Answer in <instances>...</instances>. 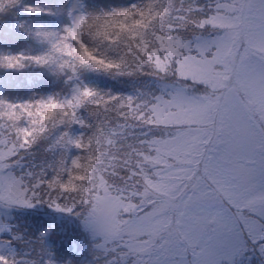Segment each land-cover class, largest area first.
<instances>
[{"label":"rangeland","instance_id":"374dc122","mask_svg":"<svg viewBox=\"0 0 264 264\" xmlns=\"http://www.w3.org/2000/svg\"><path fill=\"white\" fill-rule=\"evenodd\" d=\"M2 3H8L13 9L12 19L8 18L7 20L17 35L27 38L30 32H36L37 29L54 30L53 20H56L57 17H53L52 11L45 8L44 3L40 4L34 0H0V5ZM23 3H29L42 11L27 12ZM241 4L244 6L242 11L240 10ZM70 11L72 15L80 14L72 12V5H70ZM0 14H2L1 9ZM241 17H243V23ZM14 19H18L19 23H13ZM130 22L132 21L129 20ZM208 23L226 29L220 35L205 38V41H202V46L212 43L217 37L231 38L240 33V55L237 56L236 63L237 67L241 69V73L239 77H233L232 82L241 88L243 97L249 101L248 109L253 115L248 116L238 99L234 91L238 88L229 90V95L238 105L232 106L230 110L228 122L231 127V135L228 149L223 157L228 159L232 155L231 152L234 153L232 167L234 175L229 177L226 175V170L223 171L225 174L223 175L215 168L212 173H209L207 181L211 187L202 189L201 199L198 203H191L186 207L183 202H178V209L169 208L167 211H161L160 204L157 203L152 212L160 213L159 217H154L150 213L148 197H154L158 201L159 196L163 195L170 199L172 194L167 191V188L173 185L179 186L183 191L185 184L183 179L191 178L194 166L200 159L199 153L190 152L188 141L194 138V135L193 133L181 135L184 145L181 149H177L176 140H167L161 148L152 146L153 149L144 151L130 144L133 129L137 130L138 139L143 140L150 131H157L159 124H162L163 121L172 122L178 119L185 123H200L204 120L190 113L185 114V111L180 108H178L179 112L165 114L156 111L153 115H146L143 108L136 113L132 112L128 105L130 97L127 92L129 86L134 87L135 71L133 69L139 68L140 59L126 53L123 46L119 52H114L113 57L127 54L126 58L132 67L126 68L123 75L104 71L109 75L107 82H111L113 78H126V81L123 80L121 94L114 102H111L110 99L115 96V93L106 89L112 88L110 86H91L96 95L90 98L76 95V90L83 89L82 87L75 86L71 93L66 91L65 81L70 70H66L63 74L54 73L48 66H40L35 63L25 65L19 70L11 69L12 75L28 73L30 70H35L39 74L38 79L34 80L33 90H27L24 93V91L19 92L21 89L18 86H13L5 98L0 96V117H3L0 119V144L7 142L8 148L11 149L15 143V136L9 137L4 132L5 128L12 132L16 131L6 115L7 112L12 111L11 103L13 102L19 101L20 104L54 96L65 104L67 113H69L66 122L49 124L47 131L39 137L36 144L29 150L20 152L22 157L20 163L23 167L18 168L21 172L43 170L52 175L47 166L48 158L43 154L36 157L34 150L43 149V146L49 143L61 141L62 135L65 137V132L68 130L66 128L70 126V128L90 129L92 147H94H83L81 156H78L79 166L83 172L92 165H98L101 174L117 181L131 180V190L126 191L127 196L124 199L118 201L114 197L107 198L104 200L106 204L104 212L92 213L90 211L85 215L89 217L87 228L81 221L75 222L74 215L69 216L72 225L76 229H80L83 234L77 243L78 251L98 255L99 260L95 259L94 264H103V261L111 258L112 255L116 256L118 264H208L209 250L212 244L216 243L214 237L217 234L213 232V229L219 227V215L231 205L234 218L239 219L241 225L247 227L245 224L246 214L241 215L238 209L248 208L252 204L255 207L250 210L255 211L264 203L260 197L261 190H264V166H262L259 151L262 138L258 134L257 124L254 121V119L256 122L258 121L259 128L264 125V74H262L258 63L260 59H264V39L260 37L261 26L264 25L261 0H217L215 13ZM133 46L134 48L131 50L137 55L135 42H133ZM47 50V48L39 50L36 56ZM214 52L215 49L212 50L209 59L212 58ZM241 60L244 61L243 65L240 64ZM180 70L183 75L189 78L198 79L201 77L197 64L193 61L185 63L182 59ZM0 71L7 73L6 69L0 68ZM129 72L132 74H127ZM229 95H226L228 102ZM186 97L189 98V96ZM136 107L138 106L136 105ZM100 111L112 112L115 116L109 120L114 119L113 123H117L119 126L112 128L107 123L96 119L95 117L100 114ZM17 113H19V109ZM89 118L90 121H87ZM250 118H254L252 119L254 124ZM83 133L82 131L80 136ZM189 154L190 165L183 167L184 162L179 159ZM158 156L161 159L158 163H154ZM211 165H217V162L214 161ZM20 171L16 169L18 175L21 173ZM166 178L172 179L169 182ZM198 182H200V177L194 184ZM237 185H241L239 191L234 190ZM205 190H212L211 194L216 198L210 205H207V200L210 197L203 192ZM249 190L255 194L248 195ZM175 195L178 197L180 192ZM184 200L187 201L188 197H185ZM96 204L95 202L94 207ZM42 206L37 205L35 209L26 208L24 215L13 216L4 211L0 205V225L4 224L5 228L9 225L11 229L17 230L20 224L32 223L33 215ZM1 214L7 221L1 220ZM209 225H212V228ZM209 241L212 243L210 244ZM103 246L113 250L107 257L104 254ZM0 255H2L1 252ZM252 256L256 260L259 259L255 253L249 250V257ZM239 261L240 257H235L233 264H239Z\"/></svg>","mask_w":264,"mask_h":264},{"label":"snow or ice","instance_id":"6c2138e0","mask_svg":"<svg viewBox=\"0 0 264 264\" xmlns=\"http://www.w3.org/2000/svg\"><path fill=\"white\" fill-rule=\"evenodd\" d=\"M130 7L135 8V5H130ZM243 7L241 4V11ZM24 9L31 13L42 11L38 7L27 4ZM261 10L264 11V0H261ZM144 15L145 13L142 11L130 12L118 9L94 17L84 13L74 15L71 18V23L64 26L62 31L36 30L35 35L49 44L45 53L32 57H25L23 54L5 55L0 57V66L19 70L25 66L24 61L29 60L40 66H48L54 73L63 74L66 70H70L72 76L76 75L78 67L123 75L126 68L132 67L126 58L127 54L113 57L110 53L119 52L122 46L132 48L133 42L139 45L141 39L147 43V31H140L144 24L142 19ZM240 19L243 23V17ZM129 20L132 21L131 24ZM239 36L240 33L231 38L217 37L212 43L202 46L200 51L195 52L188 45L178 42L171 44L170 49L165 51V56H170V62L168 64L157 62L155 65V72L159 74L160 79H164L167 76V69L179 64L183 57L185 63L193 61L197 64L199 75L203 78L202 80H193L192 83L203 82L211 87L212 91L208 95L195 99L186 97L178 89L169 105L183 109L185 114L190 113L207 121L204 130L188 141V144L190 152L199 153L200 159L209 164L214 161L219 163L229 146L231 127L228 121L231 108L227 96L221 89L228 88L233 77L240 76L241 69L237 67L236 63L241 47ZM260 37L264 39V25L261 26ZM149 46L154 47L155 44L152 43ZM209 49H215L214 55L211 59H204L208 57ZM157 54L159 55V50ZM143 63L144 58L142 57L138 66L142 68ZM148 63H152L151 57L148 58ZM243 63L244 61L241 60L240 64L243 65ZM258 63L262 74H264V59H260ZM127 74L131 75L132 73ZM69 78L71 79V77ZM183 79L186 80L187 77H183ZM76 95L90 98L96 93L93 89L84 87L77 89ZM17 109H19V113H17ZM6 115L16 131L4 129L9 137L15 136V143L11 149L8 148L7 142L0 144V205H5L7 208L35 209L37 205L47 204L48 207L57 211L74 215L78 219L82 218L81 223L87 228L89 217L84 213L89 210L88 205H91L92 202L81 198L77 203L75 198L66 192L64 167L55 168L54 175H49L43 170L21 172L19 175L16 173L17 167H23L20 163L22 160L20 152L27 151L36 144L39 137L47 131L49 124L66 122L69 113H67L65 104L54 96H48L36 101L12 105V111L7 112ZM21 122H23V128H20ZM258 134L262 138L259 151L262 166H264V125L259 128ZM76 144L79 145L80 141H76ZM160 159L161 157L158 156L154 163H158ZM197 176H199V168H197ZM166 179L170 182L172 178ZM193 179L196 177L194 176ZM204 187H211V184L207 183L206 176L200 177V182L196 184H191V182L184 184L183 191L179 186L168 187L167 191L172 194L167 202L168 208L178 209V202H183L186 207L191 203H198ZM240 187L241 185H237L234 190L239 191ZM177 192H180L178 197L175 195ZM247 194L255 193L249 190ZM185 197H188L187 201L184 200ZM260 197L264 201V190H261ZM68 199L72 200L71 205L67 203ZM157 203L158 201L153 200L152 205ZM254 207L255 205L250 204L248 208L238 209L241 215L246 214L245 224L247 227L241 225L239 219L234 218L231 205L219 215V227L213 229V232L217 234L214 237L216 243L212 244L209 250L208 264H233L235 257H240L239 264H251L249 250L258 256L259 264H264V203L257 210H250ZM81 208L83 211H77ZM105 210L104 201H99L91 209L92 213H102ZM32 219L34 225L43 229V232L34 238V240H39L41 246L34 247L23 256L18 255L15 251L0 255V264H57V261L63 259L59 250L55 252L51 249L50 252L44 250V245L47 243L46 234L52 232L51 227H44L49 221L38 212ZM209 227L212 228V225ZM4 229L5 225H0V231H4ZM24 237L25 235L22 233H12L10 241H0V244L6 242L8 246L15 249L16 246H13L12 242L14 241L20 246L24 242ZM32 241L31 238H28L29 243ZM209 243L212 242L209 241ZM103 247L105 256H109L113 250L107 249L106 246ZM74 250L75 248H73ZM65 254L71 255V253ZM95 259L99 260V257H95ZM103 264H118V261L116 256L112 255L111 258L105 259Z\"/></svg>","mask_w":264,"mask_h":264},{"label":"trees","instance_id":"16d2710c","mask_svg":"<svg viewBox=\"0 0 264 264\" xmlns=\"http://www.w3.org/2000/svg\"><path fill=\"white\" fill-rule=\"evenodd\" d=\"M189 1H191L195 6L199 7L201 13H203V12H207L208 9L211 8L214 0H189ZM147 4L151 7L152 11L155 10L158 13V18H159L173 4V0H147ZM193 4H191L189 6V8L194 7ZM0 9L2 10V14H0V25H8V20L6 21L5 18L11 17V12L13 11V9L11 8V5H9L8 3H2L0 5ZM144 12L150 13L147 10H145ZM189 14H190V12L186 16L187 19H188ZM177 16H178L177 8L172 7L167 12L164 19L157 21L158 24L160 25L161 30H162L160 35H162L163 39H170V35H172L174 33V27L177 26V24H176ZM168 25L172 26V28L169 31H166L167 30L166 27ZM166 33H168V34H166ZM27 39L31 45H40V44L45 42V41L39 39L35 35V32H30ZM151 41H153V43L157 42V35H152ZM154 47H156V45ZM154 47H151V49ZM133 48H134V46L132 48H129V49H133ZM151 49H148V51H146L144 54L146 56H148L150 54ZM129 55H133V53H129ZM0 57H2L1 53H0ZM145 64L149 68L153 67L152 64L148 63V59L145 60ZM0 72H1L0 96H3L5 98L8 95V93L10 92L11 87H13V86H18L21 89V90H19V92L24 91V93H26L27 90H30L29 84H27V82H25V78L28 77L27 73L16 74V75L9 77L8 75L4 74L2 71H0ZM172 77H174L173 72H172ZM31 82H32V80L29 79V83H31ZM11 104L12 105L19 104V101H17L16 103L13 102ZM22 126H23V122H21L20 128ZM73 151L69 149L70 153L64 154L63 158H59L58 154H52L47 161L48 170L51 172L52 175H54L53 170L55 168H57V167H64L65 168V182L67 184V187L65 190H66V192H68L69 194H71L75 198L77 203H79V200L81 198H84L86 200H90V199H93V197H94L95 201H97L99 196H101L104 193V191L102 189V184L100 183V180H97L96 177H92L89 181H86V182L84 181V182L79 183V181H80L79 174L84 175V176H89L91 174L93 167L90 166V168H87L83 172L82 168H80V166H79L80 161L76 164L74 162V160H72ZM34 155H36V157H38L37 156L38 152L35 150H34ZM66 156H68L67 160H65ZM56 157H58V159H56ZM16 169L20 171V169L18 167ZM107 188L110 189L109 185L107 186ZM67 203L71 204L72 200L68 199ZM19 209L20 208H15V207L14 208H7V213L8 214L11 213L12 215H14V213ZM55 215H54V217H55ZM41 216L45 219V218H48L50 215L43 214ZM68 216L69 215H65L64 218L60 217V218L56 219V221L60 227H62L64 222H66V223L68 222V219H67ZM4 220L7 221V219H5V218H4ZM20 226L22 228L23 224H20ZM11 233L12 232H11L10 226L8 225V227L5 228L4 231H0V241H5L7 239V235L10 236ZM18 233H20V231ZM4 243L0 244V251L2 252V254H10L11 252L9 251L7 244H4ZM30 251H31L30 247H28V248L21 247V248L15 250V252L20 256H22L26 252H30ZM33 255H35V253H33ZM251 264H258V263L251 260Z\"/></svg>","mask_w":264,"mask_h":264}]
</instances>
